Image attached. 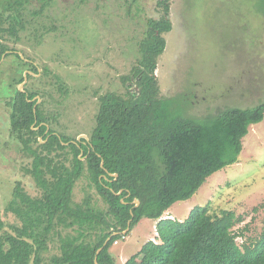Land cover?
Instances as JSON below:
<instances>
[{
	"label": "trees",
	"instance_id": "1",
	"mask_svg": "<svg viewBox=\"0 0 264 264\" xmlns=\"http://www.w3.org/2000/svg\"><path fill=\"white\" fill-rule=\"evenodd\" d=\"M169 2H157L159 20H148L138 46L141 57L131 76L123 78L134 80L139 91L130 92L129 84L128 98L115 92L98 97L88 142L57 133L52 123L58 114L45 107V93L29 88L37 68L15 55L32 73L23 92L15 87L5 102L10 141L24 158L20 174L25 181H14L2 208L15 222L0 217V264H95L100 248L97 264H115L111 246L129 220L128 231L144 218L156 221L159 242H145L124 264H264V231L238 246L232 228L240 219L232 211L211 214L204 206L193 208L182 222L162 218L174 203L192 198L213 173L236 164L248 127L264 119V102L227 108L202 121L155 114L154 70L164 50L163 35L171 29ZM31 5V0H13L0 8V62L13 56V48L2 41L18 42L26 31L34 35L35 20L49 2L40 0L37 9ZM46 69L42 76L51 78L64 101L69 90ZM22 82L23 77L15 81ZM35 97L41 101L33 111ZM79 185L83 195L76 201Z\"/></svg>",
	"mask_w": 264,
	"mask_h": 264
},
{
	"label": "rangeland",
	"instance_id": "2",
	"mask_svg": "<svg viewBox=\"0 0 264 264\" xmlns=\"http://www.w3.org/2000/svg\"><path fill=\"white\" fill-rule=\"evenodd\" d=\"M9 1L13 0H0V8ZM47 1L49 5L35 20L34 35L26 31L18 42L2 41L13 48L9 52L13 56L0 62V217L8 222L15 219L3 214L2 208L14 181H25L20 174L24 158L10 141L5 105L20 85L15 81L29 69L16 56L37 68L36 80L24 86L30 82L32 91L45 93V107L58 114L52 123L57 133L89 140L98 97L115 92L128 98L127 84L134 80L123 78L131 76L141 57L138 46L148 20L159 17V0ZM169 1L171 29L163 35L164 50L154 70L159 88L155 114L202 121L227 108L245 109L264 102V0ZM31 2V9L40 7V0ZM45 68L67 83L69 95L64 101L51 78L42 76ZM171 127L175 130L177 124ZM241 143L238 162L209 176L189 200L174 203L167 218L182 222L193 208L204 206L211 214L232 211L240 219L232 228L239 235L238 246L260 237L264 119L248 127ZM80 187L75 190L76 201L83 195ZM155 224L153 219H141L119 238L109 250L115 264H124L153 240Z\"/></svg>",
	"mask_w": 264,
	"mask_h": 264
},
{
	"label": "water",
	"instance_id": "3",
	"mask_svg": "<svg viewBox=\"0 0 264 264\" xmlns=\"http://www.w3.org/2000/svg\"><path fill=\"white\" fill-rule=\"evenodd\" d=\"M27 74H32L31 72H26V73H24L23 74V82L19 85V87H18V90L20 91V92H23V90H22V87L24 86V84L26 83V81H27ZM37 76V75H36ZM33 100H36V104L34 105V108H33V111H35V107L40 103V101H41V99L39 98V97H35ZM85 140H87V138L85 137V136H82ZM40 141H41V139H39ZM80 140V138H78L77 139V141H79ZM82 154V153H81ZM83 160V159H82ZM101 166H102V163H101ZM113 176V175H112ZM138 201H134V205L135 206H138ZM130 222H131V220H129L128 221V223H127V229L122 233V235H124V234H126V232L128 231V229H129V225H130ZM113 235H116V233L115 234H113ZM109 239L110 238H108L106 241H105V243L103 244V246H105L107 243H108V241H109ZM102 249L100 248L97 252H96V255H95V259H94V263L95 264H97V262H96V258H97V256H98V254H99V252L101 251Z\"/></svg>",
	"mask_w": 264,
	"mask_h": 264
},
{
	"label": "flooded vegetation",
	"instance_id": "4",
	"mask_svg": "<svg viewBox=\"0 0 264 264\" xmlns=\"http://www.w3.org/2000/svg\"><path fill=\"white\" fill-rule=\"evenodd\" d=\"M4 59V56L2 57V59H1V61ZM132 70V69H131ZM29 72V71H28ZM39 74V73H38ZM37 74V75H38ZM54 74V73H53ZM63 81V80H62ZM131 82H133V80H131ZM130 82V83H131ZM63 83L66 85V88L69 90V87H68V85H67V83H65V81H63ZM134 84L132 85L131 84V88H130V92L133 90V89H135L136 91H139V89H137V85L135 84V81L133 82ZM127 86H129V84H127ZM18 89V88H17ZM23 90V89H22ZM108 93H111V92H108ZM105 95V94H104ZM102 96V95H101ZM100 97V96H99ZM98 100V99H97ZM98 108H99V106L97 107V112H98ZM97 112H96V114H97ZM86 142H88V140H86Z\"/></svg>",
	"mask_w": 264,
	"mask_h": 264
},
{
	"label": "crops",
	"instance_id": "5",
	"mask_svg": "<svg viewBox=\"0 0 264 264\" xmlns=\"http://www.w3.org/2000/svg\"><path fill=\"white\" fill-rule=\"evenodd\" d=\"M168 211H170V209L169 210H167L166 212H164V214H163V219L164 218H167V217H170L169 215H167L169 212ZM154 239L152 240V241H154V242H156V243H158L159 241L158 240H155L156 239V233H154Z\"/></svg>",
	"mask_w": 264,
	"mask_h": 264
},
{
	"label": "built area",
	"instance_id": "6",
	"mask_svg": "<svg viewBox=\"0 0 264 264\" xmlns=\"http://www.w3.org/2000/svg\"><path fill=\"white\" fill-rule=\"evenodd\" d=\"M123 237V236H122ZM114 244H117V241L116 242H114Z\"/></svg>",
	"mask_w": 264,
	"mask_h": 264
}]
</instances>
